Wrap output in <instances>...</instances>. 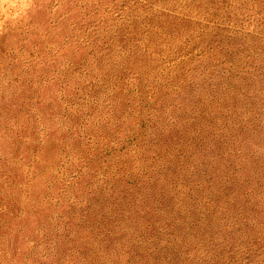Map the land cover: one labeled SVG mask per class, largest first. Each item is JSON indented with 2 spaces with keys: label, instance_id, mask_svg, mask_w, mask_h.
Wrapping results in <instances>:
<instances>
[{
  "label": "rangeland",
  "instance_id": "1",
  "mask_svg": "<svg viewBox=\"0 0 264 264\" xmlns=\"http://www.w3.org/2000/svg\"><path fill=\"white\" fill-rule=\"evenodd\" d=\"M220 1L0 0V264L86 260L85 210L110 222L116 164L139 173L153 142L169 185L183 162L260 220L264 18Z\"/></svg>",
  "mask_w": 264,
  "mask_h": 264
},
{
  "label": "trees",
  "instance_id": "2",
  "mask_svg": "<svg viewBox=\"0 0 264 264\" xmlns=\"http://www.w3.org/2000/svg\"><path fill=\"white\" fill-rule=\"evenodd\" d=\"M236 2H247L254 16L264 18V0H222L219 6L227 10ZM220 41L227 39L214 40L219 48L216 62L226 55ZM197 125L200 130V120ZM151 146L144 158L150 157L149 167L143 166L139 173L123 171L125 161L116 164L110 222L98 217L97 211L92 216L94 205L85 210L88 219H94L96 234L89 257L86 251L80 264H264V214L255 222L242 204L230 219L231 206L221 204L209 187L204 190L201 181L190 182L183 162L177 167L178 174L184 172L182 180L174 178L169 185L167 174L175 162L161 156H169L170 147L166 142L159 148L158 142ZM246 198L250 201V196Z\"/></svg>",
  "mask_w": 264,
  "mask_h": 264
}]
</instances>
